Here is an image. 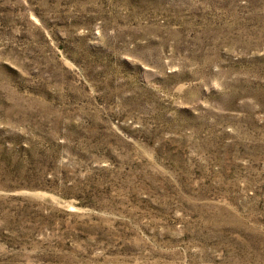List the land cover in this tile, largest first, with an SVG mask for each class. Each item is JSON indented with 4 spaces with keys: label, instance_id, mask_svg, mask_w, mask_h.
Masks as SVG:
<instances>
[{
    "label": "rangeland",
    "instance_id": "obj_1",
    "mask_svg": "<svg viewBox=\"0 0 264 264\" xmlns=\"http://www.w3.org/2000/svg\"><path fill=\"white\" fill-rule=\"evenodd\" d=\"M0 264H264V0H0Z\"/></svg>",
    "mask_w": 264,
    "mask_h": 264
}]
</instances>
